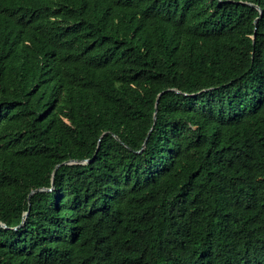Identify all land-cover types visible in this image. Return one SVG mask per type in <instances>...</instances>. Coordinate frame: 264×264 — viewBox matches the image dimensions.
Listing matches in <instances>:
<instances>
[{"label": "trees", "instance_id": "trees-1", "mask_svg": "<svg viewBox=\"0 0 264 264\" xmlns=\"http://www.w3.org/2000/svg\"><path fill=\"white\" fill-rule=\"evenodd\" d=\"M0 223V264H264V0H0Z\"/></svg>", "mask_w": 264, "mask_h": 264}, {"label": "water", "instance_id": "water-1", "mask_svg": "<svg viewBox=\"0 0 264 264\" xmlns=\"http://www.w3.org/2000/svg\"><path fill=\"white\" fill-rule=\"evenodd\" d=\"M261 12H262V11H261ZM168 91H170V90H168ZM165 92H166V91H165ZM165 92H163L162 94L159 95V98H158V101H157V104H156V108H157V109H158V105H159L160 98H161V96H162ZM155 119H156V116H155ZM145 146H146V144L144 145V147H145ZM82 162H84V161H80V162H78V161H71V162L64 163V164H62V165L73 164V163H82ZM85 162H89V161H85ZM62 165H58V166L56 167V169H55V171H54V178H55V176H56V174H57L58 169H59ZM53 186H54V181H53ZM51 190H52V189H49V191H51ZM40 191H46V190H45V189H38V190L34 191V192L32 193V195L35 194V193H37V192H40ZM28 214H29V212L26 213L25 218L28 217ZM24 223H25V221L22 223L21 226H23ZM0 226H2V227H4V228H7V226H5L4 224H1V223H0ZM21 226H20V227H21ZM17 229H19V227L15 228V230H17Z\"/></svg>", "mask_w": 264, "mask_h": 264}]
</instances>
